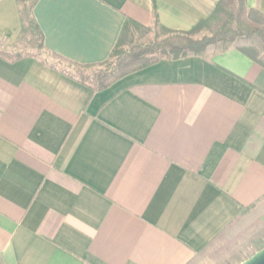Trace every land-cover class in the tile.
Instances as JSON below:
<instances>
[{"label": "crops", "instance_id": "obj_1", "mask_svg": "<svg viewBox=\"0 0 264 264\" xmlns=\"http://www.w3.org/2000/svg\"><path fill=\"white\" fill-rule=\"evenodd\" d=\"M220 0H35L47 52L110 56L126 20L187 32ZM264 14V0H245ZM0 0V264H214L264 226V68L232 45L92 91L23 53Z\"/></svg>", "mask_w": 264, "mask_h": 264}, {"label": "trees", "instance_id": "obj_2", "mask_svg": "<svg viewBox=\"0 0 264 264\" xmlns=\"http://www.w3.org/2000/svg\"><path fill=\"white\" fill-rule=\"evenodd\" d=\"M18 3L22 19V34L26 37H37L40 41L39 46L46 50L43 46L42 33L32 15L35 0H18ZM153 27L160 30L162 37H156L147 43H130L128 48L123 49L120 47L130 31L151 30V27H144L135 21L126 20L108 59L101 64H96H107L103 70L90 73L79 71L77 74H71L62 69L58 71L92 91H97L108 87L120 77L151 65L160 59H176L189 54L203 55L207 48L214 44H222V50H225L237 40L255 37L264 47V14L254 9H248L245 0H220L207 19L198 22L194 28L187 32L166 29L159 24L156 16ZM201 30H207L209 34L194 38V34ZM239 50L264 68V59H260L253 48L239 47ZM0 55L8 60H14L21 56L17 51L6 52L3 50H0ZM28 55L33 57L30 53ZM52 55L82 71L96 66L78 64L67 61L56 54ZM50 67L55 69L54 66Z\"/></svg>", "mask_w": 264, "mask_h": 264}, {"label": "rangeland", "instance_id": "obj_3", "mask_svg": "<svg viewBox=\"0 0 264 264\" xmlns=\"http://www.w3.org/2000/svg\"><path fill=\"white\" fill-rule=\"evenodd\" d=\"M207 34H209L207 30H201L194 34V38H200L201 36ZM156 37H162V33L155 27H151L150 31L132 30L130 31V34L127 35L120 48L126 49L129 47L130 43H147L149 40ZM39 44L40 41L37 37H27L24 38L21 43V50L23 53L32 54L36 60L40 61L44 65L49 67L54 66L57 71L62 69L71 74H77L79 71L90 73L103 70L107 67V64H102L93 66L83 71L76 69L70 64L54 57L52 54L41 48ZM233 45L240 48H253L258 54V57L262 60L264 59V47L260 40L255 37L237 40ZM222 47V44L218 43L209 46L207 50L219 51L222 50ZM263 247L264 226L256 228V230H254L251 234H244L234 238L226 237L225 234H222L212 243V245L208 248V251L212 254L211 259L214 264H240Z\"/></svg>", "mask_w": 264, "mask_h": 264}, {"label": "water", "instance_id": "obj_4", "mask_svg": "<svg viewBox=\"0 0 264 264\" xmlns=\"http://www.w3.org/2000/svg\"><path fill=\"white\" fill-rule=\"evenodd\" d=\"M240 264H264V247Z\"/></svg>", "mask_w": 264, "mask_h": 264}]
</instances>
